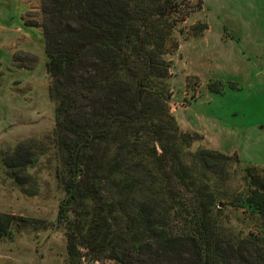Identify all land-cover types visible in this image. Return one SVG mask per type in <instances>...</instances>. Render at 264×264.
<instances>
[{
	"label": "trees",
	"instance_id": "1",
	"mask_svg": "<svg viewBox=\"0 0 264 264\" xmlns=\"http://www.w3.org/2000/svg\"><path fill=\"white\" fill-rule=\"evenodd\" d=\"M184 1L41 0L62 151L58 221L71 258L72 239L122 238L153 239L146 244L157 262L264 264V175H250L241 200L259 215L261 239H219L211 184L218 159L229 157L200 149L186 158L191 138L168 114L161 55ZM14 218L0 212V239L11 236ZM112 258L123 264L119 253Z\"/></svg>",
	"mask_w": 264,
	"mask_h": 264
},
{
	"label": "rangeland",
	"instance_id": "2",
	"mask_svg": "<svg viewBox=\"0 0 264 264\" xmlns=\"http://www.w3.org/2000/svg\"><path fill=\"white\" fill-rule=\"evenodd\" d=\"M184 3L161 55L168 114L191 138L186 158L200 149L229 157L218 159L211 184L219 239H261L259 215L241 200L251 176L264 175V0ZM41 23V0H0V212L15 217L0 239V264H122L116 252L123 264H174L156 261L153 239L79 237L69 256Z\"/></svg>",
	"mask_w": 264,
	"mask_h": 264
}]
</instances>
